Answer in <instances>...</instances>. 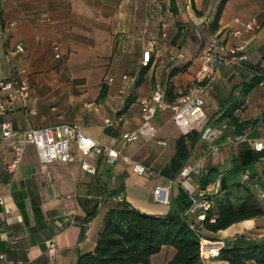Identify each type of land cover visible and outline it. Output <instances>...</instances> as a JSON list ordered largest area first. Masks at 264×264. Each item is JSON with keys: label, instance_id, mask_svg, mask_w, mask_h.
<instances>
[{"label": "crops", "instance_id": "0c3cea01", "mask_svg": "<svg viewBox=\"0 0 264 264\" xmlns=\"http://www.w3.org/2000/svg\"><path fill=\"white\" fill-rule=\"evenodd\" d=\"M219 3L0 0V76H9L13 67H26L32 80L29 108L37 111L29 116L16 110L7 120L19 130L75 123L89 137L120 152L110 163L105 154L83 156L73 144L69 162L44 165L35 146L27 145L18 169L10 173L6 165L14 158L17 139L0 140V198L5 202L0 206V264H77L81 255L95 251L108 213L121 203L148 215H167L170 204L156 201L153 191L177 181L187 164L200 169L192 176L197 192L210 195L221 192L223 178L230 187L245 183L246 175H264V149L258 152L249 142L231 144L229 139L240 134L227 117L234 110L244 126L242 135L264 143V80L244 91V85L264 76V0H229L213 33ZM236 18H257L261 28L233 38L232 32L240 29ZM212 34L229 46L245 45L249 59L217 69L204 96L205 126L186 136L170 109L159 110L153 121L156 139L126 142L124 134L142 125L140 100L150 97L156 85L166 93L173 86L179 98L193 85ZM19 45L23 52L17 51ZM146 51L152 52L149 68L142 65ZM131 79H136L134 85ZM89 102H95L98 111L88 112ZM208 127L222 135L213 142L204 140ZM213 147L219 148L217 160ZM84 160L96 168L95 175L82 168ZM246 162L248 172L242 168ZM135 164L150 172L135 173ZM174 187L170 199L178 194ZM252 190L264 208L262 191L258 186ZM210 236L227 247L261 243L264 216ZM52 245L57 248L54 257L49 254ZM174 255L175 249L166 246L150 264H168Z\"/></svg>", "mask_w": 264, "mask_h": 264}, {"label": "built area", "instance_id": "2783aa9c", "mask_svg": "<svg viewBox=\"0 0 264 264\" xmlns=\"http://www.w3.org/2000/svg\"><path fill=\"white\" fill-rule=\"evenodd\" d=\"M235 23L240 29L232 32L233 38H238L244 32H252L261 28L257 18L250 21H242L236 18ZM53 50L56 58H60V47L54 43ZM18 52H23V46L19 45ZM249 59L246 54L245 45L229 46L222 41L218 35L212 34L209 36L205 50L201 55V63L196 72L193 85L188 91L176 101L169 103L166 98V92L161 84L156 85L152 95L148 98L140 100L142 110V125L134 133H126L123 139L126 142H134L139 138L156 139L158 130L153 121L160 110L170 109L173 112V121L180 128L184 135H189L195 128L204 127L207 122V114L204 109L205 93L210 81L213 80L217 69L221 65L235 66L247 62ZM152 52L144 53L142 65L147 67L151 64ZM127 79V77H125ZM136 79H131V84L134 85ZM32 94V80L29 71L26 67H13L11 73L7 77L0 76V140L17 139L14 146V158L6 165L8 172H15L23 158L24 149L27 145H34L41 162L44 165L52 163L56 160L69 162L72 159V145L76 144L83 156L87 157L92 152L105 154L106 160L114 163L120 157V152L116 149L101 144L93 138L86 135L81 127L75 123H61L49 127L36 128L30 126L28 129L19 130L7 120V115L16 110H23L27 115L35 116L37 111L29 108V101ZM88 112L98 111L95 102H89L85 106ZM109 122V121H107ZM222 135V131L213 128H205L202 134L204 140L213 142L218 136ZM231 144H240L249 142L253 148L260 152L264 149V143L260 140H249L246 135H240L235 138H230ZM161 145H166L165 141L160 142ZM213 156L217 160L219 148H212ZM125 157V161H129ZM82 168L95 175L96 168L89 162L84 160ZM135 173L144 175L150 170L142 164L134 165ZM199 167L185 165L180 173L177 181H171L168 187L158 186L154 189V197L156 201L169 205L171 202L172 188L180 184L191 196L192 206L188 212L196 215V223L191 225L195 231H199L202 227V222L206 219V212L211 208V201L205 199L208 193L197 192L196 187L192 183L194 173H199ZM249 176L246 175L245 179ZM196 194V195H195ZM212 195V194H211ZM5 205L3 199L0 198V206ZM1 232V230H0ZM219 245L217 249H210L212 241L206 238H201V256L204 259L218 256L224 246L222 241L215 242ZM57 248L52 245L49 249L51 257L56 255Z\"/></svg>", "mask_w": 264, "mask_h": 264}, {"label": "trees", "instance_id": "16d2710c", "mask_svg": "<svg viewBox=\"0 0 264 264\" xmlns=\"http://www.w3.org/2000/svg\"><path fill=\"white\" fill-rule=\"evenodd\" d=\"M228 1L220 0L211 24L213 33L219 29ZM263 80L264 76L256 77L244 85V91L248 93ZM169 88L166 98L172 103L179 96L173 92V86ZM233 111L227 117L236 132L242 135L243 123L233 116ZM249 166L250 163L246 162L242 168L248 172ZM245 180V183L237 182L229 187L228 178H223L221 192L217 195L207 194L205 199L210 200L212 205L199 231L191 228L196 223V215L188 212L192 206V196L180 184H177L178 194L171 199V209L165 216L148 215L125 202L121 203L108 213L99 232L95 251L81 255L77 264H150L152 258L166 246L175 249V255L168 264H264V241L252 245L238 242L232 247L224 243L218 256L209 259L201 256V238L215 240L211 234L224 232L236 224L264 216V208L252 190V186H258L264 196V175L256 178L252 174ZM85 233L86 228L82 236Z\"/></svg>", "mask_w": 264, "mask_h": 264}, {"label": "rangeland", "instance_id": "374dc122", "mask_svg": "<svg viewBox=\"0 0 264 264\" xmlns=\"http://www.w3.org/2000/svg\"><path fill=\"white\" fill-rule=\"evenodd\" d=\"M217 159H218V157H217ZM216 163H217V161H216ZM177 190H178V185H176V186L174 187V193H175ZM197 193H198V192H196V194H197ZM210 193H212V192H210ZM217 193H219V192L217 191ZM217 193H215V194H217ZM196 194H195V195H196ZM210 241H212V244H211V246L208 247V250L219 248V245H218L217 243H215V242H218V241H216V240H210Z\"/></svg>", "mask_w": 264, "mask_h": 264}]
</instances>
